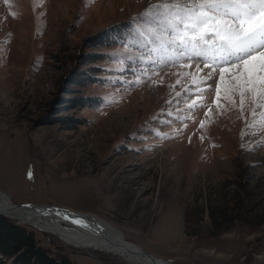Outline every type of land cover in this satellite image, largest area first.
<instances>
[{
    "label": "rangeland",
    "instance_id": "1",
    "mask_svg": "<svg viewBox=\"0 0 264 264\" xmlns=\"http://www.w3.org/2000/svg\"><path fill=\"white\" fill-rule=\"evenodd\" d=\"M174 2L0 0V192L15 205L95 214L170 264H264L258 94L246 93L242 109L226 75L219 100L202 98L214 109L206 116L188 110L203 75L194 63L131 83L160 62L157 37L172 33L146 10ZM119 24L120 37L88 47ZM83 98L98 101L78 106ZM4 219L54 258L129 264Z\"/></svg>",
    "mask_w": 264,
    "mask_h": 264
},
{
    "label": "snow or ice",
    "instance_id": "2",
    "mask_svg": "<svg viewBox=\"0 0 264 264\" xmlns=\"http://www.w3.org/2000/svg\"><path fill=\"white\" fill-rule=\"evenodd\" d=\"M144 15L167 18L172 33L170 37L167 33L157 37L160 62L149 61L155 67L136 76L132 84L141 80L157 83L155 77L164 67H191L194 63L203 75L194 85L198 90L188 104L189 111L206 109V116L214 111L202 98L215 91L219 100L226 75L240 90L242 109L243 98L249 92L258 94L256 108H264V0H177L153 6ZM186 91L191 93V89ZM181 95L177 93V98ZM200 127H204V121H200Z\"/></svg>",
    "mask_w": 264,
    "mask_h": 264
},
{
    "label": "bare ground",
    "instance_id": "3",
    "mask_svg": "<svg viewBox=\"0 0 264 264\" xmlns=\"http://www.w3.org/2000/svg\"><path fill=\"white\" fill-rule=\"evenodd\" d=\"M6 197L8 198L6 194L3 196L0 194L2 207L0 212L7 219L15 221L19 225L54 235L58 239L70 243L72 247L86 252H103L129 264H166L162 261L163 259L152 256L126 241L120 231L95 214L82 213L69 208H67L70 210L69 213H61L52 208H66L54 205L37 206L40 210L25 208L18 212L11 210L10 206H15V204ZM50 207L52 208L49 209ZM80 214H83L84 217H80ZM75 221H80V223ZM142 254L145 256L142 257ZM149 255L152 256V259L148 258ZM167 264L170 263L167 262Z\"/></svg>",
    "mask_w": 264,
    "mask_h": 264
},
{
    "label": "trees",
    "instance_id": "4",
    "mask_svg": "<svg viewBox=\"0 0 264 264\" xmlns=\"http://www.w3.org/2000/svg\"><path fill=\"white\" fill-rule=\"evenodd\" d=\"M122 24L107 28L88 39V47H98L106 44L110 38L120 37ZM125 33L124 30L121 34ZM107 38V39H106ZM85 63H93L97 60L94 57L85 56ZM82 84V80L78 82ZM98 101L94 98H83L81 101L75 100L78 106L92 107L88 101ZM0 264H71L65 257L54 258L44 248L37 245L31 232L15 226L0 216Z\"/></svg>",
    "mask_w": 264,
    "mask_h": 264
},
{
    "label": "water",
    "instance_id": "5",
    "mask_svg": "<svg viewBox=\"0 0 264 264\" xmlns=\"http://www.w3.org/2000/svg\"><path fill=\"white\" fill-rule=\"evenodd\" d=\"M0 194L2 196L4 195L3 193H0ZM6 199H8V198L6 197ZM10 208H11V210L18 211V212L21 211L22 209H25V208H29V209H33V210H38V209L40 210L39 207H37L36 205H32V204H20V205H15V206L12 205V206H10ZM51 208L52 207H50L49 209H51ZM0 209H2L1 205H0ZM52 209H54L55 211H59L61 213H69L70 212V210H67V209H60V208H52ZM0 216L3 218H6V216L1 214V212H0ZM80 217H84V215L80 214ZM141 256L144 257L145 254L144 255L142 254ZM91 257H94V256L92 255ZM148 258L152 259V256L149 255ZM148 258H144V259H148ZM162 261L167 264V261H165V260H162Z\"/></svg>",
    "mask_w": 264,
    "mask_h": 264
},
{
    "label": "crops",
    "instance_id": "6",
    "mask_svg": "<svg viewBox=\"0 0 264 264\" xmlns=\"http://www.w3.org/2000/svg\"><path fill=\"white\" fill-rule=\"evenodd\" d=\"M153 256V255H152ZM161 259V258H160Z\"/></svg>",
    "mask_w": 264,
    "mask_h": 264
}]
</instances>
